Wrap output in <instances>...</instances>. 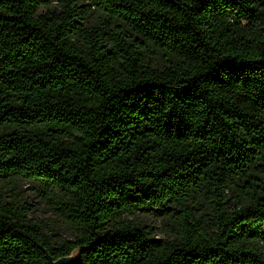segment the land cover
<instances>
[{
	"label": "trees",
	"instance_id": "1",
	"mask_svg": "<svg viewBox=\"0 0 264 264\" xmlns=\"http://www.w3.org/2000/svg\"><path fill=\"white\" fill-rule=\"evenodd\" d=\"M49 4L0 0V182L73 241L0 192V264H264V0Z\"/></svg>",
	"mask_w": 264,
	"mask_h": 264
},
{
	"label": "rangeland",
	"instance_id": "2",
	"mask_svg": "<svg viewBox=\"0 0 264 264\" xmlns=\"http://www.w3.org/2000/svg\"><path fill=\"white\" fill-rule=\"evenodd\" d=\"M58 0H50L48 7L43 8L41 13L48 9L54 8ZM0 192L4 193L8 200L13 197L18 200L21 205H25L30 210V218L42 222L44 232L52 240L56 242L73 241L70 231L56 217L52 207L46 199H44L45 189L38 183L26 182L18 179H9L0 182ZM230 200H233L231 198ZM232 207V204H230ZM205 209V206L203 207ZM207 214V209L205 210ZM210 217L206 216V219ZM129 221L151 227V237L156 240L164 241L168 238L170 231L167 222L153 217L151 214L138 213L126 218ZM264 254V243L260 245Z\"/></svg>",
	"mask_w": 264,
	"mask_h": 264
},
{
	"label": "water",
	"instance_id": "3",
	"mask_svg": "<svg viewBox=\"0 0 264 264\" xmlns=\"http://www.w3.org/2000/svg\"><path fill=\"white\" fill-rule=\"evenodd\" d=\"M77 252V251H76ZM76 252L72 254V256L60 258L58 260H53L46 251H43L45 260L47 264H77L75 261Z\"/></svg>",
	"mask_w": 264,
	"mask_h": 264
}]
</instances>
